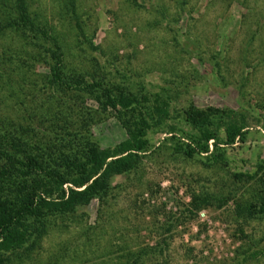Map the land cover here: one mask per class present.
Wrapping results in <instances>:
<instances>
[{
    "label": "rangeland",
    "instance_id": "374dc122",
    "mask_svg": "<svg viewBox=\"0 0 264 264\" xmlns=\"http://www.w3.org/2000/svg\"><path fill=\"white\" fill-rule=\"evenodd\" d=\"M13 1L0 15L15 16ZM69 2L26 0L58 37L67 68L115 91L158 93L170 116L148 132L137 167L74 212L49 215L28 253L7 252L0 264H133L137 253L135 264H264V187L247 176L264 159V0H75L73 10ZM27 41L0 30V52L12 60L34 61L39 48ZM48 59L0 66L5 126L39 144L72 140L79 122L101 146L125 137L115 111L93 95L45 83ZM190 104L243 114L245 140L218 148L221 160L176 151L192 130L183 119Z\"/></svg>",
    "mask_w": 264,
    "mask_h": 264
},
{
    "label": "trees",
    "instance_id": "16d2710c",
    "mask_svg": "<svg viewBox=\"0 0 264 264\" xmlns=\"http://www.w3.org/2000/svg\"><path fill=\"white\" fill-rule=\"evenodd\" d=\"M69 1L74 8L75 0ZM13 2L15 16L1 14L0 30H17L39 51L34 58L31 56L33 62H26L24 54L12 60L1 51L0 66L9 63L6 68L15 71L24 65L32 66L41 55L49 57L45 83L67 96L93 95L104 109L110 107L115 111L126 135L112 145L101 146L85 134L79 122L73 134L74 142L65 135L58 141L39 144L11 125L5 126L10 119L6 114L0 115V263L7 252L20 250L27 254L34 240L44 232L49 215L74 212L78 206L101 196L114 174L137 167L148 146V132L170 116L169 99L158 93L151 98L146 93L115 91L94 78L72 73L66 66L65 51L58 37L51 33L53 30L31 17L26 0ZM7 3L0 0V5ZM77 25L83 34V27L79 22ZM237 115L229 109L190 104L183 110V119L192 130L182 131L174 148L189 157L205 152L213 153L214 160H221L218 148L245 140L244 116ZM256 175L264 187V159L257 163L256 170L247 174ZM193 206L199 208L201 203L195 202ZM258 209L264 210V195ZM141 258L142 253L135 254L132 263Z\"/></svg>",
    "mask_w": 264,
    "mask_h": 264
}]
</instances>
